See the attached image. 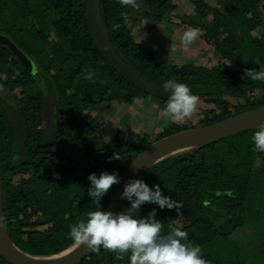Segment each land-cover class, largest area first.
<instances>
[{
    "label": "trees",
    "instance_id": "obj_1",
    "mask_svg": "<svg viewBox=\"0 0 264 264\" xmlns=\"http://www.w3.org/2000/svg\"><path fill=\"white\" fill-rule=\"evenodd\" d=\"M138 3L140 10H146V20L170 21L181 31L199 29L198 39L220 62L210 68L169 66L132 35L130 21L137 9L121 6L118 0H99L114 51L153 84L163 86L175 79L198 88L194 94L199 97L212 96L207 99L212 108L203 110L196 122L188 119L168 124L155 140L147 133L132 138L119 132L104 142L91 109L114 102L133 105L140 94L164 105L166 99L140 90L104 58L88 24V0H0V34L33 63L32 68L26 67L8 47L0 45V88L11 95L24 134L19 142L12 116L0 101L4 216L12 241L31 256L51 257L76 245L68 238L69 225L98 207L87 194L92 173L117 172L122 180L130 164L154 142L264 106V81L247 79L244 73L245 68L264 66V0H191L201 17L197 24L168 18L178 8L174 0ZM32 69L40 71L58 102L56 124L48 137L44 135L45 90L35 89ZM84 69L93 71L92 81L84 78ZM217 94L229 95L236 102L214 97ZM257 129L154 165L143 180L150 187L159 184L165 196L182 202V214L146 203L140 216L155 208L164 231L169 224L186 231L209 264H264V152L254 151L251 141ZM116 153L120 159H111ZM118 185L102 197L103 210ZM0 264L11 263L0 254ZM80 264L129 262L127 257L117 260L116 254L101 248Z\"/></svg>",
    "mask_w": 264,
    "mask_h": 264
},
{
    "label": "clouds",
    "instance_id": "obj_2",
    "mask_svg": "<svg viewBox=\"0 0 264 264\" xmlns=\"http://www.w3.org/2000/svg\"><path fill=\"white\" fill-rule=\"evenodd\" d=\"M124 7L139 9L138 0H118ZM118 27V25H114ZM200 35L196 28L186 29L180 40L183 48L187 49ZM171 51L175 49L172 43ZM84 78L92 81L94 73L84 69ZM247 79L264 81V66L256 69H244ZM163 92L167 93L165 106L161 115L173 122L184 123L197 112L200 97L182 82L170 79L164 82ZM171 93V94H168ZM149 99H151L149 97ZM251 141L254 151L264 152V123L254 131ZM111 159H120L116 153ZM91 187L87 194L96 204L97 210L88 211L86 218L69 225L68 238L77 245H86L92 252L99 253L101 248L116 254V259L123 261L126 257L129 264H209L203 258L202 249L188 240V233L173 224L164 231V222L157 219L156 209L147 216H140V209L146 203L156 204L161 210L175 209L181 215L183 204L180 201L165 196L159 184L150 187L144 180L133 179L124 186L121 199H127L131 206L124 211L114 213L101 207L102 197L110 189L121 182L117 172H102L99 176L92 173L88 177ZM225 194L232 196L231 190ZM79 201L73 206H77Z\"/></svg>",
    "mask_w": 264,
    "mask_h": 264
},
{
    "label": "water",
    "instance_id": "obj_3",
    "mask_svg": "<svg viewBox=\"0 0 264 264\" xmlns=\"http://www.w3.org/2000/svg\"><path fill=\"white\" fill-rule=\"evenodd\" d=\"M87 18L93 39L108 63L140 90L154 97L167 99L163 86L145 80L114 51L100 15L99 0H88ZM0 45L8 47L23 65L33 67L32 61L7 36L0 34ZM190 88L193 93L198 91V88ZM262 123L264 106L210 126L183 131L154 142L130 164L105 211L119 213L126 210L130 202L121 199L125 184L133 179L143 180L154 165L167 157L209 146L241 132L256 129ZM71 248V251L68 249L51 257H34L15 245L4 216L0 157V254L11 264H80L92 253L86 245L76 244Z\"/></svg>",
    "mask_w": 264,
    "mask_h": 264
},
{
    "label": "rangeland",
    "instance_id": "obj_4",
    "mask_svg": "<svg viewBox=\"0 0 264 264\" xmlns=\"http://www.w3.org/2000/svg\"><path fill=\"white\" fill-rule=\"evenodd\" d=\"M190 1L174 0V4L178 8L168 13V18L174 19V22L177 23L183 19L195 24L200 22L201 17L195 13ZM221 5L224 6L223 8H227L225 4L222 3ZM145 12L146 10L140 9L133 12V19L130 21L132 35L137 42H141L148 49L157 52L169 66L194 64L210 68L220 62V57L199 39L193 42L187 49L183 48L180 40L184 31L179 30L170 21L154 23L152 20H146L143 18ZM136 17H140V20H137V22H135ZM172 43L175 45L173 51H171L170 47ZM32 75L34 76L35 89L37 91L45 90L46 124L44 135L48 137L56 124L58 102L54 94L46 88V82L40 71L33 70ZM0 97V101L7 107L17 127V138L20 140L19 142H22L24 135L21 129L23 126L22 118L11 101V95L0 88ZM214 97H222L232 103L236 102L235 98L225 94H217ZM150 98L146 94H140L133 105L124 102H114L105 103L91 109L89 113L96 119L97 124L101 128L103 141H111L119 132L126 137L132 138L135 135L143 136L147 133L155 140L156 135L173 121L161 115V111L165 106L163 102L156 98ZM210 98L212 96L208 98L200 97L198 110L191 120L196 122L198 115L203 110L212 108V105L207 102V99Z\"/></svg>",
    "mask_w": 264,
    "mask_h": 264
},
{
    "label": "bare ground",
    "instance_id": "obj_5",
    "mask_svg": "<svg viewBox=\"0 0 264 264\" xmlns=\"http://www.w3.org/2000/svg\"><path fill=\"white\" fill-rule=\"evenodd\" d=\"M71 250H72V248H70L68 251H71ZM68 251H67V252H68Z\"/></svg>",
    "mask_w": 264,
    "mask_h": 264
}]
</instances>
